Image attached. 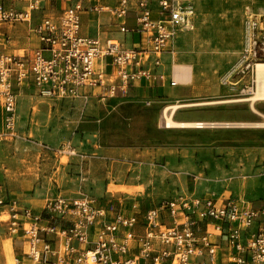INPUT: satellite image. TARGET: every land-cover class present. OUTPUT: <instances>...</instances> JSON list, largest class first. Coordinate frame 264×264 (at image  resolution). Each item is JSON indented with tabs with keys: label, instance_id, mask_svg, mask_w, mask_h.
<instances>
[{
	"label": "built area",
	"instance_id": "1",
	"mask_svg": "<svg viewBox=\"0 0 264 264\" xmlns=\"http://www.w3.org/2000/svg\"><path fill=\"white\" fill-rule=\"evenodd\" d=\"M35 13L37 47L0 55V140L15 136V88L48 100L125 97L136 82L165 79L156 73L162 55L173 54L178 33L194 30L196 19L195 0H0V26L30 24ZM89 13L97 16L96 33L110 26L123 38L83 33ZM260 62L264 13L248 4L241 48L222 84L253 88ZM141 207L99 205L83 194L58 196L35 212L0 189V235L4 227L21 243L14 264H264V205L190 193Z\"/></svg>",
	"mask_w": 264,
	"mask_h": 264
},
{
	"label": "rangeland",
	"instance_id": "2",
	"mask_svg": "<svg viewBox=\"0 0 264 264\" xmlns=\"http://www.w3.org/2000/svg\"><path fill=\"white\" fill-rule=\"evenodd\" d=\"M248 4L263 9L260 11L264 13V0H195L194 30L178 33L174 59L176 64H190L194 68L196 86L204 96L194 102L237 99L245 97L251 89H245L242 82L234 86L221 82L237 60L243 8ZM33 19L30 24L0 26V55H22L24 49L37 46L32 29L40 18L35 20V13ZM96 21V14L89 13L82 22L83 31L92 37ZM131 36L126 37L129 43L138 41L136 36L134 41ZM173 81H176L175 73ZM14 93L17 95L15 136H3L0 140V189L35 212L58 196L75 199L83 194L99 205L118 207L133 200L143 211L162 199L190 193L223 194L264 203V156L259 165L255 157L248 159L242 173L239 167L229 164L157 165L152 151L140 150L142 143L137 130L130 125V117L139 111L129 105L118 109L115 107L118 103L109 106L107 102L101 111L93 112L90 108L85 113L79 103L44 99L31 88H15ZM254 108L255 119L263 121L260 115L264 116V102L255 104ZM1 117L0 114V128ZM251 137L264 142V132ZM122 143L128 149L106 150L100 146L111 148ZM237 177L240 179H234ZM13 258L9 245H1L0 264H14Z\"/></svg>",
	"mask_w": 264,
	"mask_h": 264
},
{
	"label": "crops",
	"instance_id": "3",
	"mask_svg": "<svg viewBox=\"0 0 264 264\" xmlns=\"http://www.w3.org/2000/svg\"><path fill=\"white\" fill-rule=\"evenodd\" d=\"M249 5H251L255 11L261 12L260 10H263L255 7L252 4ZM85 19L86 18H84V20ZM105 22L109 23L107 20H105ZM114 23V20L111 21V25ZM104 30L105 31L101 34L95 32L93 37L99 36L101 39L121 38V36L116 33L115 27L109 26L104 28ZM83 33L89 34L85 31H83ZM135 36L138 38V41H136L134 44H137L140 42V37L137 35H132L131 38L133 41ZM176 41L177 39L170 48L173 51L174 56L168 51L164 53L162 55L163 65L156 70V73H160L165 76L163 81L142 80L140 82H136L129 86L127 95L125 97L117 95L113 98L100 100L98 96L91 95L87 99L77 98L74 100L69 99V101L82 105L85 113L88 111L87 109L90 108H92L93 112H96L97 110L101 111L104 109V105H106L107 102L109 106H113L114 103H118L115 105V107L118 109H121L122 105H129L132 110L139 111L130 117V125H133V127L137 130L138 140L141 141L140 143H142L140 150L152 151L154 153L152 159L156 161L157 165H160L161 163L166 167L167 164H170L171 166H214L229 164L239 167L240 173L246 169L245 165H247L248 159L252 160L253 157H255L256 165H259L261 157L264 156V142L261 140H252L251 134H260L264 132V128H164L162 125V111L164 108L172 105L182 106L173 112L172 118L176 122H262L255 119L256 113L252 111L250 105H246L244 103H223L206 106H190V104L197 103L194 102L195 100H199V98L204 96H201L202 94L199 93L200 90L196 86L197 82L195 74L191 83H176L174 86L170 85V81L174 79L173 67L174 64H176L174 59L175 55L177 54L175 45ZM23 52H26V49H24ZM106 71L109 73L110 68L108 67ZM22 89H28V87H23ZM130 93H132V95H130ZM237 110H241V112L237 113ZM260 116L262 117L263 115L261 114ZM262 118L264 121V117ZM118 131L119 130H116V132ZM104 142L105 141H102V143ZM100 146L106 150L128 149L125 147L124 143L121 145L118 144L117 146L111 148L107 146L102 147V145ZM234 179H240V177ZM220 196H223V194H220ZM234 199L241 200L240 198ZM131 202H133V200ZM248 203H251L254 207L264 205L263 202ZM4 229V227L1 228L2 232L0 235V246L7 243V245H9L10 252L15 258V256H17L19 253L21 243L13 241L12 238L5 235L6 231ZM23 263L26 264V262Z\"/></svg>",
	"mask_w": 264,
	"mask_h": 264
},
{
	"label": "bare ground",
	"instance_id": "4",
	"mask_svg": "<svg viewBox=\"0 0 264 264\" xmlns=\"http://www.w3.org/2000/svg\"><path fill=\"white\" fill-rule=\"evenodd\" d=\"M204 20L205 19H203V21ZM197 31H198V29H197ZM237 43H239V42H237ZM173 68H174L176 81L186 82V83L192 82L193 77H194V68H191L190 65L174 64ZM195 78H196V76H195ZM191 91H192V89H191ZM238 102H248L252 111L255 113H256V110L254 108V105L259 103V102H264V62H260L256 65V67L254 69V86H253V88H251L249 90V92L246 94L245 97L232 99V100H214V101L211 100V101L197 102V103L190 104V106H206V105H216V104H223V103H238ZM180 107H182V106L181 105H172V106H169V107H166L163 109V111H162V125L164 126V128H167V129H203V128H234V127L264 128V121H262V122H250V123H247V122L246 123H203V122H190V121L176 122L173 120L172 115H173V112ZM262 117H264V116H262Z\"/></svg>",
	"mask_w": 264,
	"mask_h": 264
}]
</instances>
